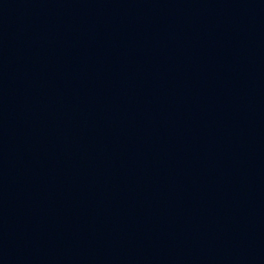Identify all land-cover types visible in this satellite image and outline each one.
Segmentation results:
<instances>
[{
	"label": "water",
	"instance_id": "obj_1",
	"mask_svg": "<svg viewBox=\"0 0 264 264\" xmlns=\"http://www.w3.org/2000/svg\"><path fill=\"white\" fill-rule=\"evenodd\" d=\"M0 264H264V0H0Z\"/></svg>",
	"mask_w": 264,
	"mask_h": 264
}]
</instances>
